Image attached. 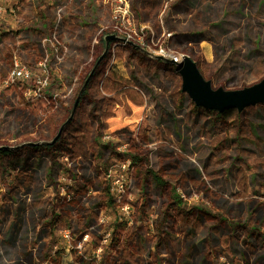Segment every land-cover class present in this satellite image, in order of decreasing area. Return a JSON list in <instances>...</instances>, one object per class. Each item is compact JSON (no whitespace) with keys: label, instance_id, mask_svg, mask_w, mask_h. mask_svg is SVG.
<instances>
[{"label":"rangeland","instance_id":"1","mask_svg":"<svg viewBox=\"0 0 264 264\" xmlns=\"http://www.w3.org/2000/svg\"><path fill=\"white\" fill-rule=\"evenodd\" d=\"M5 10L0 147L10 154L0 155V224H17L25 245L48 239L57 211L75 210L87 239L103 237L105 260L235 264L171 256L179 244L163 234L175 231L151 226L163 201L151 175L172 164L213 178L230 210L244 203L232 195L264 191V104L218 118L182 91L178 66L191 58L213 89L261 82L264 0H12ZM16 61L37 76L47 65L41 97L36 80L9 81ZM145 192L151 215L133 208ZM6 252L2 264L18 255Z\"/></svg>","mask_w":264,"mask_h":264},{"label":"flooded vegetation","instance_id":"2","mask_svg":"<svg viewBox=\"0 0 264 264\" xmlns=\"http://www.w3.org/2000/svg\"><path fill=\"white\" fill-rule=\"evenodd\" d=\"M178 171V166L170 164L163 168V173L151 175L163 199L158 213L160 219L151 226L158 229L169 225L175 231L174 238L163 234L165 240L173 239L179 244L180 256L174 253L171 256L188 262L264 264V191L244 197L232 195L235 202L244 203L240 210H230L229 202L219 197L224 195L212 191L210 182L214 183L213 178L204 180L194 174L182 176ZM144 197L145 202L138 203L143 207L136 204L133 208L151 215L155 203L150 192H145ZM55 214L57 223L53 226L55 230L50 228L48 239L27 241L25 245L17 239L22 232L17 229V224L8 218L1 223L0 250L14 248L18 254L5 264H115V253L107 260L104 258L103 237L87 239L91 233L86 227V217L79 218L75 210L67 209ZM72 223L76 228L70 235L72 229L66 228ZM217 234L226 238L225 245L216 240ZM60 236L64 240L60 241ZM7 256L6 252L0 257V264Z\"/></svg>","mask_w":264,"mask_h":264},{"label":"water","instance_id":"3","mask_svg":"<svg viewBox=\"0 0 264 264\" xmlns=\"http://www.w3.org/2000/svg\"><path fill=\"white\" fill-rule=\"evenodd\" d=\"M111 39L115 37H108L107 41ZM178 66L182 91L188 94L197 107L223 113L230 110L242 112L249 107L264 104V79L242 90L226 91L223 88L213 89L211 82L203 77L191 58L185 56ZM8 149L0 147V151Z\"/></svg>","mask_w":264,"mask_h":264},{"label":"built area","instance_id":"4","mask_svg":"<svg viewBox=\"0 0 264 264\" xmlns=\"http://www.w3.org/2000/svg\"><path fill=\"white\" fill-rule=\"evenodd\" d=\"M12 0H0V26L3 23V17L5 13V9L8 3ZM178 61V59H177ZM49 72L46 64H40V75L37 76L33 73V71L28 68L20 65L17 61L15 62L14 68L12 69L9 75V81L14 83L16 81L21 82H29V81H38V86L34 90V95L41 97L43 89L48 87L49 85Z\"/></svg>","mask_w":264,"mask_h":264},{"label":"trees","instance_id":"5","mask_svg":"<svg viewBox=\"0 0 264 264\" xmlns=\"http://www.w3.org/2000/svg\"><path fill=\"white\" fill-rule=\"evenodd\" d=\"M88 88V87H87ZM86 95V91L84 92V94H83V96H85ZM204 109V108H203ZM205 110H207V109H205ZM209 111V110H208ZM212 112H214V111H212ZM210 114H212V113H210ZM233 114V111H226V112H223V113H219V112H214L213 113V115L214 116H217L218 118H221V119H227L228 118V116H231ZM43 146H45L46 148H47V150H49L50 149V146L47 144V145H42V146H39V147H43ZM10 153H7V152H5V151H0V155H4V156H7V155H9ZM13 237H9V239H12ZM115 263L116 264H120V262L116 259L115 260ZM126 264H132V262L131 261H127V262H125ZM124 263V264H125ZM123 264V263H122ZM236 264V263H235ZM240 264H242V263H240Z\"/></svg>","mask_w":264,"mask_h":264}]
</instances>
